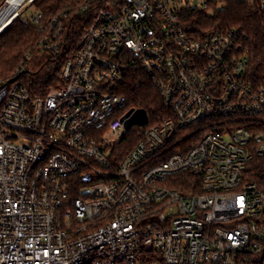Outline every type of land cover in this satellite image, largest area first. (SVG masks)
<instances>
[{
  "label": "built area",
  "instance_id": "built-area-1",
  "mask_svg": "<svg viewBox=\"0 0 264 264\" xmlns=\"http://www.w3.org/2000/svg\"><path fill=\"white\" fill-rule=\"evenodd\" d=\"M241 1L264 21V0H92L76 43L49 21L62 84L0 78V264H264V81L243 27L184 23ZM131 68L168 114L127 129Z\"/></svg>",
  "mask_w": 264,
  "mask_h": 264
},
{
  "label": "trees",
  "instance_id": "trees-1",
  "mask_svg": "<svg viewBox=\"0 0 264 264\" xmlns=\"http://www.w3.org/2000/svg\"><path fill=\"white\" fill-rule=\"evenodd\" d=\"M5 0H0V7ZM37 13L42 15L38 23L27 19V24L20 18L22 12L0 33V78H11L15 69L23 61V70L17 76L27 86L33 95H44L51 88L62 84L61 71L66 59L62 55H50L43 52L38 42L45 35L52 32L49 21L60 15L70 42L76 43L82 33L90 26L94 10L92 6L84 10L86 5H91L92 0H33ZM184 23L192 28L218 26H241L247 34L245 50L249 58L248 76L254 82L264 81V21L257 4L248 2H231L224 12L217 17L207 13L188 9L185 11ZM45 58L42 65L45 72H33L29 67L34 57ZM120 92L127 99V109H145L150 118H163L168 114L164 100L157 87L140 68H131L120 86ZM124 143L123 153L128 152L131 144ZM123 146V145H122ZM184 190L181 186H176Z\"/></svg>",
  "mask_w": 264,
  "mask_h": 264
},
{
  "label": "rangeland",
  "instance_id": "rangeland-1",
  "mask_svg": "<svg viewBox=\"0 0 264 264\" xmlns=\"http://www.w3.org/2000/svg\"><path fill=\"white\" fill-rule=\"evenodd\" d=\"M31 1H33V0H25V2L23 3V5H21L20 7H19V9L17 10V12H18V15H19V13H21L22 12V17L23 18H26V19H30L35 13H37V9H36V7L35 6H33V5H31ZM6 3H7V0H5L3 3H2V5H1V7H0V11H1V9L2 8H4L5 7V5H6ZM18 15L15 17V18H17L18 17ZM21 17V18H22ZM14 18V19H15ZM21 18H20V20H21ZM13 19V20H14ZM12 20V21H13ZM11 20L8 22V25L12 22ZM22 21V20H21ZM23 22V21H22ZM23 23H25V24H27L26 22H23ZM7 25V26H8ZM6 26V27H7ZM5 27V28H6ZM4 28V29H5ZM3 31V30H2ZM0 33H2V32H0ZM39 55H37V57H34L32 60H31V64H29V67L32 69V71L33 72H35V71H37L38 70V72H40V74L41 73H44L45 72V66L44 65H42L43 64V62H44V60H45V58H42V57H38ZM17 69V68H16ZM15 69V70H16ZM15 73V72H14ZM127 144H131V142H128ZM124 147V146H123Z\"/></svg>",
  "mask_w": 264,
  "mask_h": 264
},
{
  "label": "water",
  "instance_id": "water-1",
  "mask_svg": "<svg viewBox=\"0 0 264 264\" xmlns=\"http://www.w3.org/2000/svg\"><path fill=\"white\" fill-rule=\"evenodd\" d=\"M18 15V12L16 11L11 19V21ZM148 113L145 109H134L131 108L123 117V120L125 121V126L127 129L131 128L134 124H146L148 122Z\"/></svg>",
  "mask_w": 264,
  "mask_h": 264
},
{
  "label": "bare ground",
  "instance_id": "bare-ground-1",
  "mask_svg": "<svg viewBox=\"0 0 264 264\" xmlns=\"http://www.w3.org/2000/svg\"><path fill=\"white\" fill-rule=\"evenodd\" d=\"M24 2L25 0H7L5 7L0 11V26L5 25Z\"/></svg>",
  "mask_w": 264,
  "mask_h": 264
}]
</instances>
